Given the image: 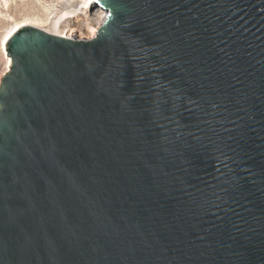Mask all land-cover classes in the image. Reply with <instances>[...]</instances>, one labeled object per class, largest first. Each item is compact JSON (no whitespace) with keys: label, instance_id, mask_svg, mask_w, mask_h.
I'll use <instances>...</instances> for the list:
<instances>
[{"label":"water","instance_id":"water-1","mask_svg":"<svg viewBox=\"0 0 264 264\" xmlns=\"http://www.w3.org/2000/svg\"><path fill=\"white\" fill-rule=\"evenodd\" d=\"M0 81V264H264V0H94Z\"/></svg>","mask_w":264,"mask_h":264},{"label":"rangeland","instance_id":"rangeland-1","mask_svg":"<svg viewBox=\"0 0 264 264\" xmlns=\"http://www.w3.org/2000/svg\"><path fill=\"white\" fill-rule=\"evenodd\" d=\"M80 5L77 0H0V81L10 68L3 39L8 31L18 26L31 25L60 36L73 34L70 37L74 39H90L93 31L90 28L98 29L97 17L93 10L87 15L78 12ZM53 21L59 22V28L53 27Z\"/></svg>","mask_w":264,"mask_h":264},{"label":"bare ground","instance_id":"bare-ground-1","mask_svg":"<svg viewBox=\"0 0 264 264\" xmlns=\"http://www.w3.org/2000/svg\"><path fill=\"white\" fill-rule=\"evenodd\" d=\"M77 1H80V3H81V5H80V7H79V9H78V12H81V13H84L85 15H87L89 12H91L92 10L94 11V16H96L97 17V26H98V29H94V28H90L91 30H93L92 31V35H91V37H90V39H92V38H94L96 35H97V32L99 31V28L103 25V23H104V21L106 20V16H107V12L102 8V7H100V6H98V5H95V2H94V0H77ZM72 8V7H71ZM76 10V9H75ZM73 11V12H75V13H77L76 11ZM67 12V11H66ZM70 13V12H69ZM68 13H66V15H67ZM65 15V16H66ZM64 16V15H63ZM69 16V15H68ZM65 18V17H64ZM58 19H60V18H58ZM47 20V19H46ZM50 20V19H49ZM96 20V19H95ZM46 22V21H45ZM49 22V21H48ZM51 23V22H50ZM53 23L55 24V25H53V27L54 26H56V27H58V21H53ZM21 27H23V26H21ZM21 27H17V28H14V29H12V30H10V31H8V33H6L5 35V38L3 39V47H4V50H5V52H6V43H7V41H8V39L13 35V33L14 32H16L19 28H21ZM59 28V27H58ZM55 29V28H54ZM70 29V28H69ZM57 30V29H56ZM72 30V29H71ZM59 31V30H58ZM68 31V30H67ZM57 32V31H56ZM70 32V31H69ZM72 32V31H71ZM62 34V33H61ZM67 34V33H66ZM71 34V33H70ZM69 34V35H70ZM73 35V34H72ZM72 35H70V36H72ZM63 36H65L66 38H71L70 36H67V35H63ZM71 39H73V38H71ZM6 54V53H5ZM7 55V54H6ZM8 56V55H7ZM8 64H9V67L11 66V58L8 56ZM8 67V68H9Z\"/></svg>","mask_w":264,"mask_h":264}]
</instances>
